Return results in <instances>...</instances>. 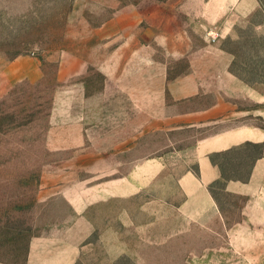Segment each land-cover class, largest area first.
<instances>
[{"label": "crops", "instance_id": "1", "mask_svg": "<svg viewBox=\"0 0 264 264\" xmlns=\"http://www.w3.org/2000/svg\"><path fill=\"white\" fill-rule=\"evenodd\" d=\"M106 3L73 11L59 56L37 195L63 212L27 264H264V81L223 48L264 37L262 0Z\"/></svg>", "mask_w": 264, "mask_h": 264}, {"label": "rangeland", "instance_id": "2", "mask_svg": "<svg viewBox=\"0 0 264 264\" xmlns=\"http://www.w3.org/2000/svg\"><path fill=\"white\" fill-rule=\"evenodd\" d=\"M107 1L0 0V264H27L30 239L62 215L60 208L38 203L37 195L41 170L52 159L44 138L59 56L72 47L69 30L79 25L73 11H88L84 17L95 23L99 17L92 12ZM223 48L237 57L235 73L249 83L264 81V68L252 64L264 55V37L243 35ZM17 58L37 61L41 80L7 78L6 68ZM87 76L98 89L101 75L92 69Z\"/></svg>", "mask_w": 264, "mask_h": 264}]
</instances>
